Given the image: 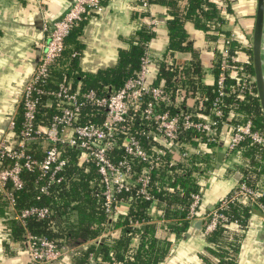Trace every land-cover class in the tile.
<instances>
[{
  "label": "built area",
  "instance_id": "1",
  "mask_svg": "<svg viewBox=\"0 0 264 264\" xmlns=\"http://www.w3.org/2000/svg\"><path fill=\"white\" fill-rule=\"evenodd\" d=\"M104 0H74L73 3L51 23L46 30V40L39 48L33 70L25 82L18 99L17 107L21 110L22 120L18 133L13 136L10 145L0 139V190L5 201L4 212L0 217V235L6 227L7 219H14L21 224L28 217L45 218L49 211L46 206L31 205L15 208L14 193L22 186L19 172L22 168L36 169L39 176L46 178V184L40 187L45 192L47 184L59 182L56 176L65 163L60 158L58 145L76 148L77 159L91 163L95 171L96 193L101 198V211L112 219L120 204L125 201L117 195L134 190L146 200H153L148 192L151 182L150 170L162 163L164 155H176L184 160L187 151L182 141L181 132L193 135L192 140L207 145L216 143L221 131L226 128V149L232 152L238 144L248 138L251 143L264 149V131L254 128L252 121L230 122V111L224 113L223 108L230 107L225 98L233 94L240 98L246 91H251L253 75L247 70L250 64L251 39H244L237 31L222 35V47L217 52L214 77V93L208 105V113L198 110L197 96L186 93L184 86L177 84L173 89H166L162 83L151 84L146 81L150 72L151 54L144 48L139 57L138 68L127 77L116 90H107L105 94H97L93 89L80 91L77 86L70 88L64 78L51 91L42 89L39 84L44 81L52 62L62 52L63 41L70 30L85 19L100 16L103 12ZM136 10L144 14L140 19L143 24L153 29L159 22L148 14L150 0H135ZM264 28V25H263ZM236 46L230 50L229 42ZM176 71L182 69L181 64L174 66ZM255 95V92L253 93ZM43 95L50 96L56 112L51 115L47 125L35 124V112ZM189 98L192 104L186 108ZM51 101H44L49 106ZM91 106L99 111L101 119L95 122L80 121L83 106ZM172 108L173 112L169 111ZM192 108V109H190ZM225 126L223 129H221ZM14 128V115L9 117L8 129ZM39 139L44 147L38 158L25 152V144ZM119 158L114 156L118 153ZM115 158V159H114ZM170 161L168 165L175 163ZM141 163V167L135 165ZM263 190L258 183L253 185L239 181L228 192L220 196L216 203L206 212H199L201 195L195 192L190 195L185 219L190 222L203 220L200 234L205 236L217 227L223 226L234 231L244 230L246 220L241 225L237 219L231 218L228 210L232 205L247 206V213L256 207L264 216V204L259 201ZM141 222L133 221L136 226ZM0 236L1 238H4ZM23 252L29 263L49 264L62 259L73 249L59 244L55 240L25 233L21 240ZM98 259L96 253L90 252L85 264H93Z\"/></svg>",
  "mask_w": 264,
  "mask_h": 264
},
{
  "label": "trees",
  "instance_id": "2",
  "mask_svg": "<svg viewBox=\"0 0 264 264\" xmlns=\"http://www.w3.org/2000/svg\"><path fill=\"white\" fill-rule=\"evenodd\" d=\"M169 4L172 10L170 11L171 16L166 22L167 49L170 51L188 50L192 56L186 68L181 69L178 73V79L173 75L174 72L170 67H164L162 64L159 65L156 77L164 80L163 85L166 89H173L174 86L180 84L184 86L186 93L189 92L190 95L197 93V97L200 98V101H196L198 110L208 113L209 101L214 93V83L205 85L199 81L201 75L199 60L191 44L186 41L187 36L182 28V22L187 19L196 28L203 30L208 29L209 25L215 28V23L221 20L219 8L208 0H184L183 12L180 13L174 0ZM138 14L141 16L144 13L138 11ZM80 24L72 28L64 38L60 56L52 62L47 76L39 84L42 89L51 91L59 81L65 78L71 89L75 86L80 91L93 89L97 94H105L108 89L116 90L138 68L139 57L146 48V43L153 36V31L149 30L145 24H141L127 41L126 47L118 48L116 62L113 66L98 69L95 72H84L77 65L81 44L75 40L73 35V32L79 31ZM229 46L232 50L236 43L230 41ZM248 52L250 53V51ZM215 64L212 69L214 77L217 71ZM247 70L252 74L251 63L247 66ZM193 74L195 79L190 77ZM183 76L184 79H182ZM254 92L255 89L252 85L251 91H246L240 98H235L233 94H230L225 98V101L231 106L223 108V110L224 113L230 111L232 115L229 118L230 122L244 121L249 118L254 128L264 131L263 119ZM49 97L48 95L40 97L42 104L47 100L51 103L49 106H43L40 103L35 112V124L47 125L51 115L56 112L57 109ZM172 110L169 108L170 112H173ZM81 112L80 121L82 123L87 121L97 123L102 117L99 111L88 105L83 106ZM21 120V110L18 108L14 117L13 136L18 133ZM180 134L182 141L189 144L197 143L191 139L193 135L200 136L187 131ZM203 139L204 137H201V141ZM212 144L213 142L207 143V145ZM240 145L244 147L245 154H248L250 165L260 167L258 171L253 169L255 176L257 174L264 175V149L251 143L248 138L241 141L238 147ZM58 146L60 158L65 159L64 165L56 174L61 177L60 181L47 184L45 192H42L40 187L46 184V178L39 176L36 169L22 168L19 172L22 186L14 193L16 209L31 205L46 206L49 211L48 215L42 219L28 217L23 224L14 219H7L6 227L2 230L5 235L0 240L2 245L6 247L9 242L20 243L25 233L42 236L73 249L69 264H84L88 254L95 251L94 245L87 242L107 231L119 228V234L115 236L109 234L104 237L96 251V256L100 257L95 259L96 262L99 260L102 264H158L167 253L170 243L164 239L160 242L161 239L154 235L153 225L134 227L131 222H146L151 217L150 203L158 200L162 203L159 207L162 217L174 218L172 223L167 224L166 229L178 237L188 225L185 214L190 202V195L200 190V186L190 176V173L197 169L196 163L206 165L208 159L193 158L188 166L175 164L167 167L165 163H161L152 168L148 192L153 200H146L141 195H135L133 189L120 193L117 196L125 201L127 209L125 212L117 210L109 220L108 216L101 211L100 196L95 195L97 189L93 164L78 160L79 151L76 148L66 145ZM43 147L44 144L39 139L32 140L24 146L25 152L34 158L41 155ZM117 152L115 158L120 156L119 150ZM142 165L138 163L135 167L139 168ZM240 181L253 185L255 178L252 171L248 172L245 169ZM259 185L263 190L259 201L264 204V183ZM174 203L179 206L173 207ZM4 205L5 201L0 194V217L3 215ZM228 214L243 225L248 217L247 206L232 205ZM133 237L137 238L138 244L132 250L129 245ZM205 237L208 239L209 252L215 258L209 264H237L243 230L234 231L219 226Z\"/></svg>",
  "mask_w": 264,
  "mask_h": 264
},
{
  "label": "crops",
  "instance_id": "3",
  "mask_svg": "<svg viewBox=\"0 0 264 264\" xmlns=\"http://www.w3.org/2000/svg\"><path fill=\"white\" fill-rule=\"evenodd\" d=\"M170 1L172 0H150L148 6V14L159 20L151 29L153 36L146 43L152 62L146 81L151 84H164L162 78L157 79L156 77L160 64L170 67L174 72L173 75L178 79L180 71H176L174 66L181 64L182 69L186 68L192 56L188 50L170 51L167 49L166 22L171 16ZM174 1L178 11L182 13L184 0ZM208 1L215 3L219 8L221 20L215 23V28L208 23V29L203 30L196 28L187 19L182 22V28L187 36L186 41L191 44L199 60L201 70L199 81L205 85H210L214 81L212 69L217 52L222 47V35L237 31L244 36V39L249 38L255 9V0ZM68 2L69 0H0V139H5L10 145L14 143V139L13 130L8 129L9 117L12 113L15 117L18 111L16 99L33 70V63L40 53L41 44L46 40L47 33L41 28V24L49 28L53 20L62 14ZM103 4L104 8L100 16L85 19L80 24L79 31L73 32L75 40L81 44L77 65L84 72H95L98 69L113 66L116 62L118 48H125L135 30L143 24L140 19L142 15L140 16L136 10L135 0H104ZM262 52L264 63V28ZM190 77L195 79L194 74ZM197 95L195 93L191 96L196 97ZM190 104H192L190 98L186 103H182L186 108H189ZM226 138L225 128L224 132L219 133L217 142L212 145H205L201 141L188 145L184 142L188 154L184 160H179L176 155L170 154L162 157V163H165L167 167L175 164L188 166L193 158L208 159L206 165L196 163L197 169L190 173V176L200 186L198 191L201 195L199 212H206L220 196L235 186L241 180L245 169L248 172L252 171L255 178L254 183H264L263 174L255 176L253 169L258 171L260 167L250 165L244 147L240 145L236 150L228 152ZM219 153L220 159L217 161ZM170 161L176 162L168 165ZM193 164L195 165V162ZM0 194L2 195L1 190ZM161 205V201H152L149 206L151 217L146 222L134 226L142 227L151 224L154 226V235L161 239L160 242L164 239L170 243L167 253L158 264H209L213 262L215 258L209 252L208 239L200 234V229L188 236L183 231L175 237L173 232L166 229L167 224L172 223L174 218H163L159 208ZM178 206L177 203L173 205V207ZM126 209L125 203L118 207L120 212H125ZM246 223L247 227L245 231L243 230L238 250L237 264H258L264 258V237L262 241L256 240L257 228L260 225L258 214H248ZM119 233V228L113 229L87 243L94 245L96 253L101 244V242L99 244L101 238L104 239L109 234L115 236ZM137 244V238L133 237L129 245L130 249L133 250ZM71 255L68 253L62 259L49 264H69ZM97 258L100 257L97 256ZM94 263L102 264L99 260L97 262L94 260ZM0 264L32 263L28 262L21 242H9L4 247L0 241Z\"/></svg>",
  "mask_w": 264,
  "mask_h": 264
},
{
  "label": "water",
  "instance_id": "4",
  "mask_svg": "<svg viewBox=\"0 0 264 264\" xmlns=\"http://www.w3.org/2000/svg\"><path fill=\"white\" fill-rule=\"evenodd\" d=\"M74 0H69L65 6L64 11L73 3ZM63 11V12H64ZM263 23H264V0H255V9L253 14V22L251 28V45H250V63L253 75V83L255 89V96L257 98L258 107L263 119L264 124V63H263V52H262V34H263ZM220 159V153L217 155V161ZM211 207H209L210 209ZM251 213H256L260 219V225L257 228L256 240L262 241L264 237V216L256 208L251 209ZM204 224L203 220L195 219L190 221L188 229L185 230V235H190L193 231L199 230ZM103 238L99 240L102 242ZM260 264H264V259Z\"/></svg>",
  "mask_w": 264,
  "mask_h": 264
},
{
  "label": "rangeland",
  "instance_id": "5",
  "mask_svg": "<svg viewBox=\"0 0 264 264\" xmlns=\"http://www.w3.org/2000/svg\"><path fill=\"white\" fill-rule=\"evenodd\" d=\"M249 39H251L250 37H249ZM254 228V227H253ZM250 232V234H251V230L249 231ZM0 236H3V235H0Z\"/></svg>",
  "mask_w": 264,
  "mask_h": 264
}]
</instances>
